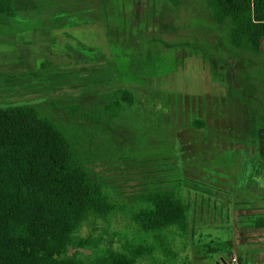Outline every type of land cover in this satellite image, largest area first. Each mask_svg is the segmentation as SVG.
<instances>
[{"label": "rangeland", "instance_id": "rangeland-1", "mask_svg": "<svg viewBox=\"0 0 264 264\" xmlns=\"http://www.w3.org/2000/svg\"><path fill=\"white\" fill-rule=\"evenodd\" d=\"M34 4L0 27V106L48 101L63 121L84 105L99 119L91 170L126 209L144 189L178 191L190 228L167 264H264V229L253 227L264 216V52L238 58L204 0ZM122 87L135 102L115 116L85 102ZM125 225L117 218L104 238L116 241Z\"/></svg>", "mask_w": 264, "mask_h": 264}, {"label": "trees", "instance_id": "trees-1", "mask_svg": "<svg viewBox=\"0 0 264 264\" xmlns=\"http://www.w3.org/2000/svg\"><path fill=\"white\" fill-rule=\"evenodd\" d=\"M166 1L178 7L186 0ZM204 3L207 22L225 33L238 58L264 52V0ZM34 9V0H0V27L3 18ZM93 99L111 116L135 102L124 87L85 96L88 106ZM54 106L48 101L0 106V264H167L175 236L190 228L182 195L152 187L134 196L137 206L126 209L91 170L99 154L90 133L99 128L94 124L99 119L79 103L66 120H56ZM195 123L204 126L202 120ZM258 152L264 161V145ZM117 218H126L125 229L115 232L116 241L107 240V228ZM99 226L104 228L97 234ZM253 227L264 229V216L256 217Z\"/></svg>", "mask_w": 264, "mask_h": 264}, {"label": "built area", "instance_id": "built-area-1", "mask_svg": "<svg viewBox=\"0 0 264 264\" xmlns=\"http://www.w3.org/2000/svg\"><path fill=\"white\" fill-rule=\"evenodd\" d=\"M231 264H239V262H238V260H237V258L236 257H233L232 259H231Z\"/></svg>", "mask_w": 264, "mask_h": 264}, {"label": "crops", "instance_id": "crops-1", "mask_svg": "<svg viewBox=\"0 0 264 264\" xmlns=\"http://www.w3.org/2000/svg\"><path fill=\"white\" fill-rule=\"evenodd\" d=\"M260 230V229H259ZM243 260H244V258H243ZM256 260V259H255ZM257 261V260H256ZM244 262L247 264V259L245 258V260H244ZM258 263H259V260L257 261ZM226 263H229V262H226ZM229 264H231V263H229Z\"/></svg>", "mask_w": 264, "mask_h": 264}, {"label": "water", "instance_id": "water-1", "mask_svg": "<svg viewBox=\"0 0 264 264\" xmlns=\"http://www.w3.org/2000/svg\"><path fill=\"white\" fill-rule=\"evenodd\" d=\"M221 264H227L225 261H222V263Z\"/></svg>", "mask_w": 264, "mask_h": 264}, {"label": "flooded vegetation", "instance_id": "flooded-vegetation-1", "mask_svg": "<svg viewBox=\"0 0 264 264\" xmlns=\"http://www.w3.org/2000/svg\"><path fill=\"white\" fill-rule=\"evenodd\" d=\"M263 41V40H262ZM227 264H229V263H227Z\"/></svg>", "mask_w": 264, "mask_h": 264}]
</instances>
